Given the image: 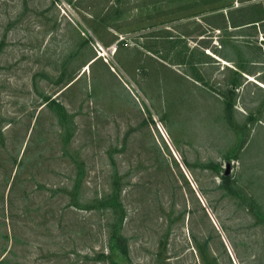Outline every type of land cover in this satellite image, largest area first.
I'll return each mask as SVG.
<instances>
[{
	"label": "rangeland",
	"instance_id": "obj_1",
	"mask_svg": "<svg viewBox=\"0 0 264 264\" xmlns=\"http://www.w3.org/2000/svg\"><path fill=\"white\" fill-rule=\"evenodd\" d=\"M260 68L264 0H0V264H264Z\"/></svg>",
	"mask_w": 264,
	"mask_h": 264
},
{
	"label": "trees",
	"instance_id": "obj_2",
	"mask_svg": "<svg viewBox=\"0 0 264 264\" xmlns=\"http://www.w3.org/2000/svg\"><path fill=\"white\" fill-rule=\"evenodd\" d=\"M232 84L236 85V81H234ZM196 246L202 258V262H203L202 264H217L216 258L214 256L211 257L210 262L208 261L207 252H206V247H207L206 242L204 244H200L199 242H196Z\"/></svg>",
	"mask_w": 264,
	"mask_h": 264
},
{
	"label": "bare ground",
	"instance_id": "obj_3",
	"mask_svg": "<svg viewBox=\"0 0 264 264\" xmlns=\"http://www.w3.org/2000/svg\"><path fill=\"white\" fill-rule=\"evenodd\" d=\"M210 53V51H209ZM224 64L229 65V62L223 58L218 57ZM248 77L249 80L252 81H256L257 83H259L260 85H262L264 87L263 83H260L255 77H253L252 75H247L246 78Z\"/></svg>",
	"mask_w": 264,
	"mask_h": 264
},
{
	"label": "crops",
	"instance_id": "obj_4",
	"mask_svg": "<svg viewBox=\"0 0 264 264\" xmlns=\"http://www.w3.org/2000/svg\"><path fill=\"white\" fill-rule=\"evenodd\" d=\"M259 82L264 84V68L258 71ZM234 86V84H232ZM263 87V86H262Z\"/></svg>",
	"mask_w": 264,
	"mask_h": 264
},
{
	"label": "built area",
	"instance_id": "obj_5",
	"mask_svg": "<svg viewBox=\"0 0 264 264\" xmlns=\"http://www.w3.org/2000/svg\"><path fill=\"white\" fill-rule=\"evenodd\" d=\"M161 128V127H160Z\"/></svg>",
	"mask_w": 264,
	"mask_h": 264
}]
</instances>
